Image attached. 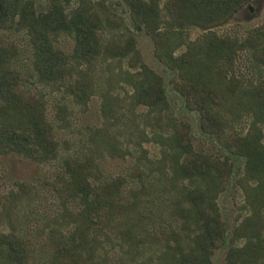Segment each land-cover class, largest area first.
<instances>
[{
    "label": "trees",
    "instance_id": "16d2710c",
    "mask_svg": "<svg viewBox=\"0 0 264 264\" xmlns=\"http://www.w3.org/2000/svg\"><path fill=\"white\" fill-rule=\"evenodd\" d=\"M50 1L36 12L35 0H0V29L30 27L36 71L48 80L62 79L73 67L86 80L97 62L126 59L116 76L129 87L133 120L145 124L133 131L158 147L157 157L136 163L128 175L105 173L92 156L64 160L56 190L71 228L51 237L52 264H96L112 226L125 264H213L221 248L224 264H264V22L242 38L215 32L251 0H122L132 27L151 37L155 56L176 72L185 109L197 113L202 133L215 136L221 155L195 148L191 125L172 115L163 77L140 60L131 36L103 43L99 31L111 26V18L102 17L94 0ZM192 28L201 31L194 40L187 36ZM61 33L74 39L71 55L53 44ZM242 51L255 79L228 72ZM16 86L15 75L0 69V156L58 159L59 143L42 103ZM91 88L82 81L72 91L82 98ZM136 107L143 112L136 115ZM123 132L101 130L100 144L116 150ZM233 181L244 212L228 233L217 200ZM30 256L18 234H0V264H28Z\"/></svg>",
    "mask_w": 264,
    "mask_h": 264
},
{
    "label": "rangeland",
    "instance_id": "374dc122",
    "mask_svg": "<svg viewBox=\"0 0 264 264\" xmlns=\"http://www.w3.org/2000/svg\"><path fill=\"white\" fill-rule=\"evenodd\" d=\"M50 4V0H35V11L47 9ZM249 5L252 10L246 6L229 24L216 28L215 32L242 38L248 29L261 25L264 22V0H251ZM94 6L103 18H111V26L107 25L99 31L103 43H124L131 36L140 60L163 77L172 115L191 125L195 148L221 155L223 150L215 136L200 130L197 113L185 109L184 100L175 89L178 81L176 72L165 67L155 56L151 37L145 31L132 27L128 8L123 1L94 0ZM200 34L201 31L195 28L187 32L191 40ZM32 38L33 33L28 25L0 29V69L15 75L18 92L42 103L45 118L54 128L60 154L58 159L45 163L26 159L14 152L0 156V234L13 232L28 243L31 255L28 264H52L49 248L51 237L59 233L57 231L64 232L71 228L65 204L56 190L60 185L58 180L64 160L68 157L81 159L92 156L105 173L128 175L136 163L144 166L147 158L157 157L158 147L133 131L135 126H139L138 131L144 129L145 124L140 117L133 120L128 102L129 87L116 76L120 64L124 69L129 63L126 59L121 63L116 60L97 62L86 80L74 67L62 79L48 80L36 71ZM53 44L58 51L71 55L74 39L70 34L61 33L54 38ZM184 49L182 46L175 53ZM80 69H84V66H80ZM228 72L240 79H255L257 76L250 68L248 54L244 51L237 53ZM82 81H89L92 88L79 98L72 90ZM133 111L139 115L143 109L136 107ZM103 129L112 133L115 130L124 131L118 137L116 150L106 151L100 144L102 138L99 133ZM240 168L241 162H238L237 172ZM131 185L133 183L128 187ZM217 201L230 233L237 218L244 212L242 192L233 181ZM163 216L166 222H170L166 213ZM108 233L110 240L98 252L96 264H125L118 245V230L112 226ZM225 253L226 248L218 249L212 257L213 264H224Z\"/></svg>",
    "mask_w": 264,
    "mask_h": 264
},
{
    "label": "flooded vegetation",
    "instance_id": "af4514ba",
    "mask_svg": "<svg viewBox=\"0 0 264 264\" xmlns=\"http://www.w3.org/2000/svg\"><path fill=\"white\" fill-rule=\"evenodd\" d=\"M248 8H249V10H252V6L251 5H248Z\"/></svg>",
    "mask_w": 264,
    "mask_h": 264
}]
</instances>
